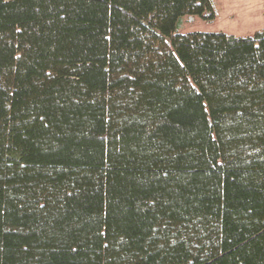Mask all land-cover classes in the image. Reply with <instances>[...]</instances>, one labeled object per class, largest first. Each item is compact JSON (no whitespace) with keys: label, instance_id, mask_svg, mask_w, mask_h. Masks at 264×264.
Returning a JSON list of instances; mask_svg holds the SVG:
<instances>
[{"label":"trees","instance_id":"16d2710c","mask_svg":"<svg viewBox=\"0 0 264 264\" xmlns=\"http://www.w3.org/2000/svg\"><path fill=\"white\" fill-rule=\"evenodd\" d=\"M212 0H0V264H264V32Z\"/></svg>","mask_w":264,"mask_h":264},{"label":"rangeland","instance_id":"374dc122","mask_svg":"<svg viewBox=\"0 0 264 264\" xmlns=\"http://www.w3.org/2000/svg\"><path fill=\"white\" fill-rule=\"evenodd\" d=\"M216 10L213 21L186 19L181 30L188 33H224L250 37L264 32V0H212Z\"/></svg>","mask_w":264,"mask_h":264}]
</instances>
